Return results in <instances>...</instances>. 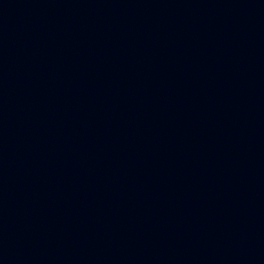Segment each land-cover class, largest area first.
I'll return each mask as SVG.
<instances>
[{
	"label": "water",
	"instance_id": "95a60500",
	"mask_svg": "<svg viewBox=\"0 0 264 264\" xmlns=\"http://www.w3.org/2000/svg\"><path fill=\"white\" fill-rule=\"evenodd\" d=\"M0 264H264V0H0Z\"/></svg>",
	"mask_w": 264,
	"mask_h": 264
}]
</instances>
